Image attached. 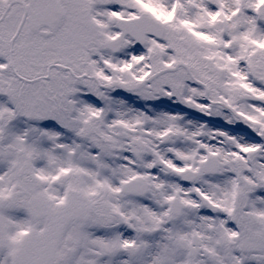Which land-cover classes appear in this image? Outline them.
<instances>
[{
	"label": "snow or ice",
	"instance_id": "snow-or-ice-1",
	"mask_svg": "<svg viewBox=\"0 0 264 264\" xmlns=\"http://www.w3.org/2000/svg\"><path fill=\"white\" fill-rule=\"evenodd\" d=\"M0 264H264V0H0Z\"/></svg>",
	"mask_w": 264,
	"mask_h": 264
}]
</instances>
